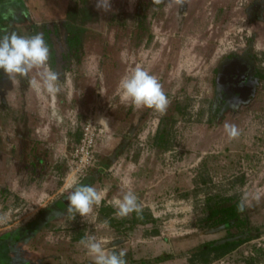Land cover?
I'll list each match as a JSON object with an SVG mask.
<instances>
[{
	"label": "rangeland",
	"instance_id": "obj_1",
	"mask_svg": "<svg viewBox=\"0 0 264 264\" xmlns=\"http://www.w3.org/2000/svg\"><path fill=\"white\" fill-rule=\"evenodd\" d=\"M28 1L35 11L26 0L0 4V35L43 33L60 92L7 81L0 69V238L13 261L93 264L78 241L94 235L127 264H264V0L181 9L111 0L108 12L96 0ZM136 65L162 84L164 113L123 99L120 79ZM89 124L91 156L81 163ZM225 124L239 135L229 138ZM80 184L103 198L73 219L67 196ZM127 191L143 211L118 218L111 201ZM237 206L235 236L212 225ZM226 238L238 243L203 251Z\"/></svg>",
	"mask_w": 264,
	"mask_h": 264
},
{
	"label": "clouds",
	"instance_id": "obj_2",
	"mask_svg": "<svg viewBox=\"0 0 264 264\" xmlns=\"http://www.w3.org/2000/svg\"><path fill=\"white\" fill-rule=\"evenodd\" d=\"M189 0H153V4H165L168 8L176 6L181 9ZM96 8L108 12L111 10V0H96ZM187 13L184 12V15ZM7 19V15L4 17ZM0 35V69L14 81L16 78L28 79L29 86L37 92H46L55 96L60 92L58 81L60 74L49 65L50 48L44 39L43 33H36L31 36H22L15 31L9 32L6 28ZM37 71L39 79L30 77V73ZM119 89L123 99L130 102L135 109L148 108L159 113H164L169 106V99L163 91L159 79L151 74L141 65H136L130 72L126 73L119 82ZM52 116L60 119L56 110ZM99 124L108 125L106 118L101 117ZM225 131L229 138L239 135L234 125L225 124ZM103 194L91 185H77L67 196L69 214H79L87 217L93 212V207L98 205ZM116 209L115 216L124 218L136 212L138 216L143 209L138 203V196L133 191H127L122 198H114L111 201ZM242 210V208H241ZM107 224V221H105ZM94 258L93 264H127L126 253L121 251H109L106 249L104 240H98L94 235H85L78 241Z\"/></svg>",
	"mask_w": 264,
	"mask_h": 264
},
{
	"label": "trees",
	"instance_id": "obj_3",
	"mask_svg": "<svg viewBox=\"0 0 264 264\" xmlns=\"http://www.w3.org/2000/svg\"><path fill=\"white\" fill-rule=\"evenodd\" d=\"M54 206V204H52ZM57 205V204H55ZM242 208V210H241ZM245 208L243 206H237V207H229L226 208L225 210H222L218 213V218L214 220L212 225H221L225 224L229 236H235L236 232L238 231V225L234 223V220H240V217L242 213L244 212ZM238 240L236 239H231V238H226L221 241H216V240H211L207 241L202 245L203 251H217L224 249L227 246H231L234 244H237ZM9 251L11 252L10 249V242L8 241L7 238H0V264H17L13 261L12 256L10 255ZM164 257L158 256L156 257V260H161ZM147 260H143V263H146ZM19 264H33V262H30L28 260L22 261Z\"/></svg>",
	"mask_w": 264,
	"mask_h": 264
},
{
	"label": "built area",
	"instance_id": "obj_4",
	"mask_svg": "<svg viewBox=\"0 0 264 264\" xmlns=\"http://www.w3.org/2000/svg\"><path fill=\"white\" fill-rule=\"evenodd\" d=\"M93 128L91 126V124H89L88 126H86L84 128V136L81 139V144L79 145V147L76 150V156H80V160L81 163L84 162V160H87L90 156H91V151H90V146H92L93 144ZM88 161V160H87Z\"/></svg>",
	"mask_w": 264,
	"mask_h": 264
},
{
	"label": "flooded vegetation",
	"instance_id": "obj_5",
	"mask_svg": "<svg viewBox=\"0 0 264 264\" xmlns=\"http://www.w3.org/2000/svg\"><path fill=\"white\" fill-rule=\"evenodd\" d=\"M6 0H0V4ZM84 1V0H82ZM28 7L30 8V11H35L38 6H33L28 0H26ZM238 70V67L236 66V62H233L232 66L230 67L229 74L225 75L227 77V80L231 79V76L235 75L234 73ZM10 78L8 77L7 81Z\"/></svg>",
	"mask_w": 264,
	"mask_h": 264
}]
</instances>
